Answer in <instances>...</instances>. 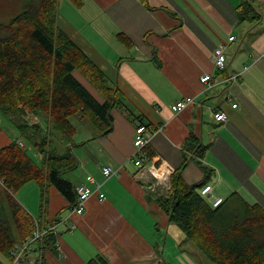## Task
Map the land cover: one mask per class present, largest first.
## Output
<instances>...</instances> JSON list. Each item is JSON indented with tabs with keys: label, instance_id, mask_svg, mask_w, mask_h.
<instances>
[{
	"label": "crops",
	"instance_id": "crops-1",
	"mask_svg": "<svg viewBox=\"0 0 264 264\" xmlns=\"http://www.w3.org/2000/svg\"><path fill=\"white\" fill-rule=\"evenodd\" d=\"M243 1L252 4L258 21L238 22L236 8ZM24 3L0 0L1 17L18 13ZM57 25L103 70L118 90V105L110 111V132L97 134L88 128L77 142L76 125L83 118L71 117L76 134L62 147L79 146L78 156L72 148L78 158L73 182L94 192L81 212L72 208L57 215L69 203L51 186L41 227L56 221L57 253L42 248L43 241L36 242L38 249L29 246L19 264H35L45 257L48 264H53L52 258L59 264H87L98 255L107 264H172L164 256L167 239L170 249L176 247L171 224L149 199L157 193L150 190L154 178L150 173L145 180L136 176L133 138L138 124L155 127L148 151L157 165L174 171L189 157L182 173L187 182L205 176L214 195L224 198L237 191L264 208V0H85L80 9L61 0ZM119 33L128 36L130 44L120 41ZM249 34L254 36L250 45L243 44L244 39L236 44L241 35ZM222 46L223 72L213 66V54ZM206 73L213 77L209 85L200 81ZM91 94L103 101L97 91ZM185 97L193 103L177 110L175 103ZM217 110L227 114L225 121L215 120ZM2 123L0 147L13 140L15 129L5 134ZM191 132L205 149L200 156L187 150L185 140ZM89 147L95 150L91 155ZM105 166L116 173L105 176ZM96 184L105 195L102 201ZM4 194L0 185V197ZM15 197L38 216L36 183L26 184ZM162 234L165 247L157 240Z\"/></svg>",
	"mask_w": 264,
	"mask_h": 264
},
{
	"label": "trees",
	"instance_id": "trees-1",
	"mask_svg": "<svg viewBox=\"0 0 264 264\" xmlns=\"http://www.w3.org/2000/svg\"><path fill=\"white\" fill-rule=\"evenodd\" d=\"M59 1L25 0L20 13L0 24V120L8 118V125L26 137L38 152L37 160L15 136L0 147V185L5 190L0 197V264H11L15 259L14 246L24 245L26 251L34 242L30 241L34 234L48 227H41V218L47 212L46 196L51 186L69 203L57 215L77 205L78 186L64 175L76 169L78 158L69 148L72 146L62 151L52 147L51 127L72 139L76 128L70 119L82 117L97 134H107L112 124L110 111L118 105V90L103 70L58 27ZM68 1L75 9L85 3V0ZM236 14L238 22L259 20L248 1L237 6ZM117 38L130 44L123 33ZM75 72L103 97L102 102L78 80ZM18 116L24 121L19 122ZM185 144L195 156L205 150L192 132ZM190 159L185 157L173 171L168 192L156 193L149 199L163 211L167 223L177 226L212 264H264V208L247 202L237 191L224 198L219 196L222 201L214 207L212 198L201 193L202 187L210 184L207 177L193 183L183 178ZM31 182L40 189L37 217L15 197ZM37 241L46 243L42 248L57 253L54 231H44ZM35 264L48 262L39 259ZM87 264L107 262L98 255Z\"/></svg>",
	"mask_w": 264,
	"mask_h": 264
},
{
	"label": "built area",
	"instance_id": "built-area-1",
	"mask_svg": "<svg viewBox=\"0 0 264 264\" xmlns=\"http://www.w3.org/2000/svg\"><path fill=\"white\" fill-rule=\"evenodd\" d=\"M234 37H229V41H232ZM213 66L215 70L220 71L225 68V54H224V46L217 49L213 54ZM212 74L206 73L200 77V81L204 84H210L212 80ZM193 103V99L191 97H185L175 103V108L177 110H182L188 105ZM231 107L233 109L237 108V104H232ZM214 118L216 121H225L227 119V114L223 110H217L214 112ZM155 133V127L151 124H138L135 128V135L133 138V144L136 149V157L134 158V164L137 167L136 176L141 179L145 180L148 176V173L154 178V181L150 183V190L157 191V194H164L168 192L171 187L170 183V176L173 173L168 167L163 164L157 165V162L154 160L148 151V145L150 144L151 137ZM148 160L151 163L147 164ZM102 173L105 176H110L116 173L110 166H105L102 168ZM0 184H2V180H0ZM96 193L100 201L105 199V195L103 192L98 190V184ZM94 190L88 186H79L78 187V201L77 205L73 208V210L77 213L81 212L84 208L85 201L93 194ZM201 193L212 198V205L218 206L222 198L219 196H215L212 194V186L210 184H206L202 187ZM56 226V221H53L51 225H49L44 231H54ZM36 232L34 236L30 239V241H37L39 240L43 232ZM56 247L58 244L56 242ZM24 245H15L14 246V254L15 259L12 261L11 264H19V260L22 256V252L25 249Z\"/></svg>",
	"mask_w": 264,
	"mask_h": 264
},
{
	"label": "rangeland",
	"instance_id": "rangeland-1",
	"mask_svg": "<svg viewBox=\"0 0 264 264\" xmlns=\"http://www.w3.org/2000/svg\"><path fill=\"white\" fill-rule=\"evenodd\" d=\"M20 12L21 11H19L18 13H20ZM18 13L14 14V15H10V17H8V18L1 17L2 15L0 14V24L7 23L10 18L16 16ZM243 39H244L243 44L250 45L254 40V36L252 34H249L248 36H242L241 35V37H239V39L237 40L236 44L241 43ZM75 75L88 88V90L91 93L96 94L95 89L91 86V84L83 76H81L80 74H78L76 72H75ZM3 119L4 120H3L2 125H6V127L4 129L1 128V130H3L5 134L11 135L9 133V131L11 132L12 128L8 125V123H9L8 118L4 117ZM18 120H19V122H23L24 118L18 116ZM7 126L10 128H7ZM76 128L79 132H77L76 138H73L74 142H77V140L84 133L87 132L88 128L94 130V127L91 125V123L86 118H83L81 120L80 124L78 122L76 125ZM50 131L52 134V140H51L52 147L58 151H62L63 150V147H62L63 141L67 140L68 138L62 136V134L60 132H58L57 130H55L53 127H51ZM14 136L19 138L21 141H23L26 144V146L30 149V153H31L32 157H34L35 159L38 160V152L34 151L35 148L28 142L27 138L24 136H21L17 130H14ZM69 148L77 149L78 151H76V155L77 156L79 155V153H80L79 146H76V144H75L74 146L69 147ZM86 151H87L88 155H91V153H94L95 150H93V148L89 147L88 150H86ZM65 177L76 182V172H74V171H70V172L66 173ZM165 227H167V226L165 225ZM170 229L173 231L172 236H173V239L176 241V247L175 248L173 247L170 249L171 240L167 239V245H166V248H164V256L167 257V260H169V262H172V264H212L203 254H200V253L195 254V247L193 246V244H191L185 238L184 234L181 232V230L177 226L171 224ZM170 233L171 232H169V235H170ZM63 235H69V234L64 233ZM157 240L161 243V245L159 247H162V246L165 247L166 237H164L163 234L161 237H158ZM36 242H38V241L32 242L30 244V247L38 249L39 245H37L38 243H36ZM45 249H47V248H45ZM49 253L50 252H48V254ZM41 259H44L47 262L46 257L41 258ZM51 260H52L53 264H59V262H55L53 258ZM24 264H25V262H24Z\"/></svg>",
	"mask_w": 264,
	"mask_h": 264
},
{
	"label": "water",
	"instance_id": "water-1",
	"mask_svg": "<svg viewBox=\"0 0 264 264\" xmlns=\"http://www.w3.org/2000/svg\"><path fill=\"white\" fill-rule=\"evenodd\" d=\"M111 129V127L108 129V131Z\"/></svg>",
	"mask_w": 264,
	"mask_h": 264
}]
</instances>
